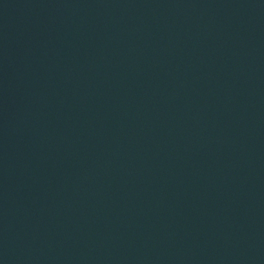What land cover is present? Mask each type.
<instances>
[{"label":"water","instance_id":"95a60500","mask_svg":"<svg viewBox=\"0 0 264 264\" xmlns=\"http://www.w3.org/2000/svg\"><path fill=\"white\" fill-rule=\"evenodd\" d=\"M0 264H264V0H0Z\"/></svg>","mask_w":264,"mask_h":264}]
</instances>
